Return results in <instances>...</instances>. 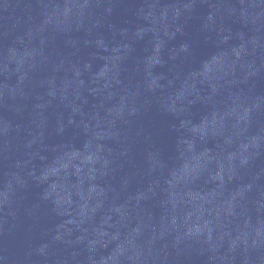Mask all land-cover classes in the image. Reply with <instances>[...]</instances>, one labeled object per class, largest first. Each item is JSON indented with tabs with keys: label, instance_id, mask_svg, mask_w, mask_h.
Wrapping results in <instances>:
<instances>
[{
	"label": "water",
	"instance_id": "water-1",
	"mask_svg": "<svg viewBox=\"0 0 264 264\" xmlns=\"http://www.w3.org/2000/svg\"><path fill=\"white\" fill-rule=\"evenodd\" d=\"M0 264H264V0H0Z\"/></svg>",
	"mask_w": 264,
	"mask_h": 264
}]
</instances>
